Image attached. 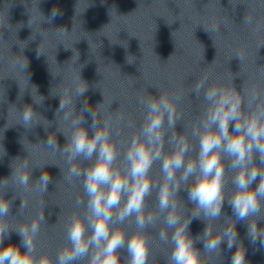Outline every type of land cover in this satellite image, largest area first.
Wrapping results in <instances>:
<instances>
[{"label": "water", "instance_id": "water-1", "mask_svg": "<svg viewBox=\"0 0 264 264\" xmlns=\"http://www.w3.org/2000/svg\"><path fill=\"white\" fill-rule=\"evenodd\" d=\"M53 9L59 14L49 23ZM81 79L88 91L75 98L72 119L80 115L86 100L101 130L109 122L111 142L118 150V170H126L127 147L133 137L140 136L142 101L160 94L180 97L178 103L173 102L182 117L175 131L168 130L163 153L171 155L175 141L170 133H177L190 144L186 159L194 160L199 140L192 129L199 127L209 107L203 92L197 97L192 91L198 81L234 88L244 100L245 115L264 107V0H0V196L10 202L8 218L18 246L21 238L15 230L44 215L35 239L37 262L46 255L55 264L57 253L67 246L71 218L82 217L86 210L76 203L87 199L83 177L68 178L65 157L47 146L48 137H53L63 148L66 136L71 135V119L65 120L63 111L55 113L60 99L68 101L74 89L82 86ZM25 106L34 111L28 129L21 125ZM65 111H71V106ZM84 120L88 127V113ZM224 160V215L208 222L213 236L235 223L227 203L234 191L235 172L227 157ZM161 165L162 158L151 168L148 179L153 186L145 199V216H159L144 234L150 245L148 264H168L172 248L171 229L168 241L159 235L167 231L166 213L158 211L159 188L165 183ZM87 166L89 162L83 161L81 169ZM13 171L30 172L27 189L17 186ZM44 172L51 182L47 192L40 193L35 185ZM172 199L182 226L191 219L194 205L183 189ZM22 201L26 207L20 211ZM206 226V221L193 219L189 235L194 241L197 236L203 238ZM258 226L264 227V220ZM117 228L127 236L138 234L134 217ZM236 231L245 248L246 264H264V248L250 244L246 225L238 222ZM194 246L200 251L201 264H231L236 251L235 247L228 251L226 242L220 245L221 255L204 251L201 242ZM118 252L120 264H128L126 248Z\"/></svg>", "mask_w": 264, "mask_h": 264}, {"label": "clouds", "instance_id": "clouds-1", "mask_svg": "<svg viewBox=\"0 0 264 264\" xmlns=\"http://www.w3.org/2000/svg\"><path fill=\"white\" fill-rule=\"evenodd\" d=\"M58 14L53 9L48 22L51 23ZM81 81L82 86L74 89L68 101L60 99L55 113L63 111L65 120L71 119L72 132L66 136V144L60 148L55 138L47 139V146L60 151L65 157L68 178L83 177V189L87 197L86 202H76L77 206H83L86 210L82 217L74 215L71 218L66 230L67 246L57 253L55 264H82L85 259L87 264H120L118 250L124 248L128 253V264H148L150 245L144 234L148 228L155 226L159 216L151 213L145 216L148 211L145 199L153 186L148 179L151 168L161 158L165 183L159 188L158 211L166 213L164 221L167 231L161 230L159 235L161 240L168 241L171 229L172 248L168 264H201L200 251L194 246L195 242H201L204 251L219 255L221 243L226 242L228 251L236 248L231 264H246L245 248L236 231L238 222L246 225L250 244H259L264 248V227L258 226V221L264 220V107L258 106L250 115H245L242 111L244 100L234 88L206 86V80L198 81L192 91L197 97L203 92V99L209 107L199 127L192 129V135L199 140L198 152L193 160L190 156L186 159L190 144L185 138L177 133L171 135L182 118L177 115L173 102L178 103L180 97L170 99L166 94H160L158 98L150 97L142 101L145 111L140 136L133 137L127 147L124 156L127 168L120 171L115 167L118 150L116 144L111 142L109 122L105 121L104 129L101 130L96 113L88 107L86 100L80 115L72 119L76 113L75 98L88 91V84ZM41 97L40 104L44 101V97ZM69 106L71 111H65ZM84 113L91 117L88 127L84 126ZM33 118V109L25 106L21 125L26 129L31 128ZM169 129L170 139L175 144L171 155L166 156L163 148ZM89 131L92 135H89ZM225 157L235 172L232 177L234 191L231 198L227 199L235 223L226 227L219 236H213L208 222L217 221L224 215L226 164L222 165V161H225ZM83 161L89 162L90 166L81 169ZM12 176L16 177L19 188H28L30 172L13 171ZM257 180L259 183L253 188ZM50 182L51 177L44 172L36 180V191L46 193ZM181 189L186 191L187 200L195 208L191 212V219L182 226L181 216L175 214L178 205L172 199ZM125 196L127 198L122 203ZM24 207L26 204L22 201L20 211ZM9 212L10 202L0 197V220L8 216ZM133 217L138 234L127 236L126 231L118 230L117 225L122 226ZM193 219L207 222L203 238L197 236L195 241L189 235ZM44 221V215H40L38 221L15 230L21 238V245L0 247V264H52L46 255H42L38 262L35 257V239ZM8 238L9 228L0 223V245ZM20 247L24 248L23 252Z\"/></svg>", "mask_w": 264, "mask_h": 264}]
</instances>
